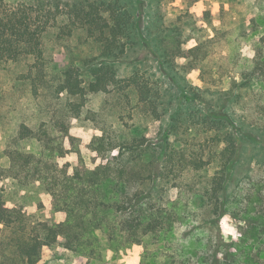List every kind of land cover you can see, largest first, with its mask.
Listing matches in <instances>:
<instances>
[{"label": "trees", "instance_id": "trees-1", "mask_svg": "<svg viewBox=\"0 0 264 264\" xmlns=\"http://www.w3.org/2000/svg\"><path fill=\"white\" fill-rule=\"evenodd\" d=\"M163 1L149 0L154 9L148 14L143 0L64 4L0 0V64H25L24 79L34 98L48 96L60 104L43 135L28 122L19 125L7 149L11 165L0 166V179L11 177L43 186L53 210L67 213L65 221H42L0 193V264H39L43 252L58 245L74 251L81 264H110L103 259L97 232L105 233L116 250L148 240L167 241L174 230V215L179 213L178 204L167 193L187 173L211 167L216 171L205 182L204 191L211 214L208 223L222 219L231 198L230 178L242 152L250 146L264 149V130L235 110L257 87L259 99H264V50L259 51L253 68L241 70L239 80L233 78L228 88L194 86L186 76L199 68L206 83L214 37L197 38L202 28L183 15L169 20ZM210 22L207 11L205 31ZM53 29L61 37L83 30L87 40L99 47L98 53L54 73L44 42ZM139 48L151 50L159 72L141 67L143 57L130 59L129 52ZM125 64L134 66L124 76L121 66ZM163 75L175 88H167ZM99 94L119 98L123 112L118 120L127 114L132 120L128 135L95 136L89 142L94 169L77 168L70 161L60 164V158L80 153L81 139L70 133L71 123ZM257 107L264 114V104ZM25 140L36 143L37 152L20 150ZM222 245L234 247L226 242L213 246L210 264L240 258L231 250L223 252ZM168 246L173 250V244ZM250 251L252 255L254 249ZM247 260L256 263L252 256Z\"/></svg>", "mask_w": 264, "mask_h": 264}, {"label": "rangeland", "instance_id": "rangeland-1", "mask_svg": "<svg viewBox=\"0 0 264 264\" xmlns=\"http://www.w3.org/2000/svg\"><path fill=\"white\" fill-rule=\"evenodd\" d=\"M6 1L17 4L34 0ZM50 1L64 4L73 0ZM143 3L147 7L146 13H152L154 8L149 0H143ZM163 10L169 20H174L179 15L192 19L198 29L202 28L198 30L197 38H205V34L207 37H214L207 58L206 68L211 71L207 73L206 83L201 78L199 68L189 70L186 76L188 82L194 86L228 88L233 78L239 80L241 70L253 68L259 51L264 50V0H164ZM207 11L211 12V25L205 31ZM44 42L50 68L54 73L80 64L83 58L99 51L97 45L87 40L83 30L75 31L71 37H61L58 30L53 29L45 36ZM150 51L133 49L129 56L131 60L143 57L145 63H140L141 67L159 72L158 62ZM204 52L203 50L201 55H204ZM199 60L195 61V64H199ZM182 62L186 64L188 59ZM133 66H121L122 74L127 75ZM25 72L26 65L23 63L0 64V166L5 168L11 165L7 149L19 125L28 122L37 129L39 135H43L44 127H48L46 122L60 106L55 98H34L24 79ZM163 79L167 88H175L170 78L163 75ZM257 88L255 92L251 91L235 110L237 115L247 117L249 121L257 124L260 130H264V114L260 113L257 107L258 104H264V99H259L260 92ZM122 105L116 95L93 96L83 108L81 116L71 123L70 133L81 139L80 153L60 158V164L70 161L74 167L94 169V152L89 142L99 133L118 138L128 135L132 120L128 114L124 120H118ZM18 147L29 153L38 150L32 140H25ZM117 153L118 149L110 153L106 160ZM215 171L216 167H211L207 171L187 173L178 181V187L169 190L167 194L178 204L179 213L174 215V230L167 236V241L148 240L143 245L131 247H124L122 244L123 246L116 250L105 233L97 232L103 259L108 260L110 264H183L184 261H191L192 264H210L213 259L211 248L226 242L234 247L227 248L222 245L223 252L231 250L235 254L238 253L240 258L232 262L221 258L217 264H251V260H247L251 256L255 259V264H264V149L250 146L242 152L241 160L229 182L228 191L231 198L226 204L222 219H217L212 225L208 223L211 214L205 203L204 191L205 182ZM164 186V183L159 185L160 188ZM0 193L12 205H24L32 216L42 221L61 222L67 218L66 212L53 210L45 188L39 184H24L11 177L0 179ZM176 216H179V219H176ZM168 242L173 244V250L168 246ZM239 246L241 249L237 251L236 247ZM252 249L254 251L251 255ZM171 253L176 255L168 256ZM39 264H81V261L74 251L58 245L46 249Z\"/></svg>", "mask_w": 264, "mask_h": 264}]
</instances>
